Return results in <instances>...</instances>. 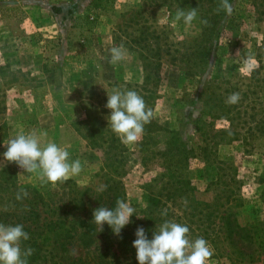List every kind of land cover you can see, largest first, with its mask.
<instances>
[{"label": "rangeland", "instance_id": "obj_1", "mask_svg": "<svg viewBox=\"0 0 264 264\" xmlns=\"http://www.w3.org/2000/svg\"><path fill=\"white\" fill-rule=\"evenodd\" d=\"M202 3L205 2L110 0L102 9H91L90 0H0V195L7 187L12 190L30 185L47 204L57 207L66 200L72 182L95 190L104 185L101 153L89 144L83 121L89 110L98 115L96 96L107 84H140L143 81L144 70L139 56L141 51L146 53V49L140 50L143 45L148 49L159 47L165 61L158 97L152 105L153 119L167 129H178L180 123L186 124L190 106L185 99L197 83L188 84L181 70L169 64L167 53L200 43ZM230 3L232 14L225 15L217 24L226 34L201 77L202 81L209 78L220 82L219 90L224 91L223 95L236 81L249 75L259 58L264 61V0H232ZM178 8L185 11L197 8L198 16L191 25H185L183 20L174 22ZM120 45L126 49V57L112 64L109 50ZM225 82H230L229 86ZM103 120L107 121L105 127L110 128L108 133L112 132L106 113ZM224 123L218 120L216 127ZM184 130L188 137L193 128L187 124ZM20 132H35L41 146L52 141L66 148L70 161L79 159L83 170L65 183L42 184L35 173H27L3 157L7 150L4 142ZM165 134L151 133L146 140L148 151L145 153L151 156L149 150H153L157 140ZM139 141L134 144L121 142L128 149L125 155L131 167L127 176L122 177L124 200L136 211L146 204L147 193L139 186L141 179H147L150 172L153 177L160 170L156 164L152 171H143L139 166ZM242 150L238 144H232L222 145L217 151L218 158L224 161L235 158L241 163L233 184L235 195L243 199L235 207L241 226L257 218L264 221V139L256 142L251 148V157L246 160L235 157ZM196 167L192 168V181L196 186L194 196H212L211 191L215 189L207 191L206 184L216 178L215 167ZM154 186L156 191L162 187L159 182ZM177 195L172 203L170 200L167 203L172 210L179 211L178 206L184 207L188 200L186 194L177 192ZM43 209L37 206L40 223L45 215ZM57 213L50 217L57 219ZM66 219L69 222L66 220L65 226L72 234L74 220ZM192 226L198 229L197 223ZM193 233L194 236L189 231L190 240L202 237L213 249L207 264H249V255L254 254L243 236L233 238L234 242L228 245L216 236L204 235L199 229ZM73 240L68 239L66 248L74 258ZM116 257V264H135L129 254ZM261 263L264 264V260L253 264Z\"/></svg>", "mask_w": 264, "mask_h": 264}, {"label": "trees", "instance_id": "obj_2", "mask_svg": "<svg viewBox=\"0 0 264 264\" xmlns=\"http://www.w3.org/2000/svg\"><path fill=\"white\" fill-rule=\"evenodd\" d=\"M109 1L90 0V8L102 9ZM201 1L205 2L202 3L204 8L201 20L206 19L208 24L201 27L200 43L167 53L170 55L167 60L169 64H174L181 70L188 84L191 81L197 83L193 86L194 91L188 93V98L185 99L190 106V111L186 114L187 123H180L178 129H167L152 117L151 122L144 126L138 143L137 153L142 170L152 171L153 164L160 169L158 174L151 177L150 172L149 177L141 179L139 183L147 193L145 206L134 211L130 223L121 229L119 235L114 234L106 223L101 231L93 222L94 209L100 206L111 209L116 206L118 199L124 200L122 177L127 176L131 169L125 155L128 149L118 141L113 131L108 133L110 128L105 127L107 121L103 120V114L106 113V119L111 114V110L105 107L107 93L111 94L113 88L134 90L143 97L147 107L152 109L163 80L165 61L161 58L160 48L155 46L148 49L143 45L140 50L146 49V53H139L144 70L143 81L140 84H107V88L104 87L96 96L98 115L94 110H89L83 121V126L88 131L89 144L101 153V169L105 179L103 186L106 189L95 190L72 182L66 200L57 207L47 204L37 189L30 185L22 188L27 196L21 201L15 199L20 189L8 190L7 187L6 192L0 195V223L13 226L21 224L29 234L28 240L21 241L22 249H33L32 255L27 258L28 264H49L52 261L56 264H116V256L119 254H129L135 260L134 263L138 264L136 249L132 246L137 228L143 227L151 239L153 231L165 220L187 225L192 236L194 230L199 229L204 235L216 236L228 245L234 242L233 238L243 236L247 239V247H252L254 251V254L249 255V264L264 260V221L257 218L241 226L237 220L238 210L235 207L243 199L241 195H235L233 184L241 163L238 164L235 158L224 161L217 157L220 146L238 144L243 150L235 157L246 160L251 157V148L256 146V142L264 139V61L259 58L258 65L250 70L249 75L236 81L225 95L223 90H219L220 82L209 78L202 81L201 77L207 71L213 53L226 34L217 26L226 14L224 11H217L220 0ZM56 10L60 11L59 8ZM225 84L229 86L230 82ZM234 92L240 94V100L236 104H228L227 98ZM218 120L225 122L222 127H216ZM187 124L193 128L188 137L184 130ZM163 132L166 133L165 136L157 140V146L153 150H149L151 156L146 154V140L151 137V133ZM203 165L216 169V178L206 184L207 191L215 190L211 191L212 196L199 198L194 196L196 186L192 181V168ZM155 182L162 185L157 191ZM177 192L186 194L185 198L188 200L184 207L178 206L179 211L172 210L167 203L168 200L172 203L178 196ZM37 206L45 210L41 223L38 222ZM165 209L167 215H162ZM56 213L57 219L53 220L50 215ZM69 217L75 223L72 234L65 226L66 220L69 222L66 218ZM193 223L198 224V229L193 228ZM69 238H74V258L70 257V251L66 248Z\"/></svg>", "mask_w": 264, "mask_h": 264}, {"label": "clouds", "instance_id": "obj_3", "mask_svg": "<svg viewBox=\"0 0 264 264\" xmlns=\"http://www.w3.org/2000/svg\"><path fill=\"white\" fill-rule=\"evenodd\" d=\"M217 11H224L231 15L233 5L229 0H220ZM197 8L188 11L178 8L174 22L183 20L185 25H191L197 18ZM201 23L207 26L208 21L202 19ZM110 63L116 64L126 57L123 45L110 48ZM240 94L234 92L227 98L228 104H236ZM106 108L111 110L107 117L108 126L124 144H134L143 134L144 126L151 122L153 112L148 108L143 97L134 90H121L113 88L111 94L107 93ZM6 151L3 157L8 162H15L27 173H35L42 184L57 182L65 183L72 176L83 170L79 159H69L66 148L49 141L41 146L35 132H20L4 142ZM106 186L101 187V191ZM27 196L24 189H20L15 196L17 201ZM135 209L123 199L116 201L114 208L100 206L93 210V222L103 230L106 223L119 235L121 229L130 223V217ZM162 215H167L165 209ZM189 227L171 220H165L158 229L153 231L149 239L143 227H138L133 241L136 249L138 264H207L213 255L211 245L202 237L194 241L189 239ZM29 239L21 224L6 225L0 223V264H28V257L32 255L31 247L22 249L21 241Z\"/></svg>", "mask_w": 264, "mask_h": 264}]
</instances>
